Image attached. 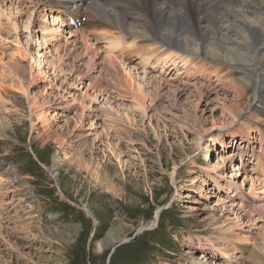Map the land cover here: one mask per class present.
I'll return each mask as SVG.
<instances>
[{
  "label": "rangeland",
  "instance_id": "1",
  "mask_svg": "<svg viewBox=\"0 0 264 264\" xmlns=\"http://www.w3.org/2000/svg\"><path fill=\"white\" fill-rule=\"evenodd\" d=\"M36 9L0 36V264H226L218 250L230 264H261L243 247L264 258V215L240 208L254 204L250 179L264 180L254 90L239 94L228 68L207 77L192 68L175 98L168 87L184 73L156 67L147 80L165 86H142V112L122 86L128 77L106 64V41L75 33L85 18ZM92 42L98 50L85 51ZM126 52L132 69L139 55ZM139 69L129 71L135 82L146 79Z\"/></svg>",
  "mask_w": 264,
  "mask_h": 264
},
{
  "label": "bare ground",
  "instance_id": "2",
  "mask_svg": "<svg viewBox=\"0 0 264 264\" xmlns=\"http://www.w3.org/2000/svg\"><path fill=\"white\" fill-rule=\"evenodd\" d=\"M106 4H109L110 7L106 8L104 6ZM36 7H38L36 13L39 8L44 7L46 9V7H49L57 11L58 15L65 11L66 16H70V19L74 18V21L75 19L80 20L81 17L85 18L84 23L75 30V33L81 35L85 43H89L90 38L97 42L100 41L99 39L106 41L108 56L112 55V57L104 56L106 64L115 73L118 67L122 69L125 76L128 77H126L125 82L121 81L124 84L122 86L129 90L131 96L137 98L142 112L145 110V95L142 94V86H149L150 83L151 87L154 88L153 92L156 94L160 92V88L163 89L164 80L160 79V75L158 77L156 75L152 80H147V76L152 74L151 72L156 67L160 70L159 74L168 70L169 67L175 68L176 71L179 69L178 74L184 73L182 80L185 81H178L175 86L168 87V91L175 98L189 84L187 80L190 79V76L186 72L193 71L192 68L196 69L197 72H202L199 73L201 76L198 74V77H207L211 73L218 74L228 68L227 74L231 73L233 75L232 80L235 81L237 92L247 93L252 88L257 105L258 103H260L259 106L264 105V67L261 61L264 54V15L257 16L258 12L263 11L262 13H264V0H0V36L1 32H8L6 27L12 29L13 33L16 32L17 19H14V16L20 15L23 10L25 12V10L31 8L32 11L29 13L31 19V13L34 12ZM250 17L253 21L249 20ZM2 19L6 20L5 23H2ZM55 21L61 26L64 23L63 16L56 17ZM101 27L104 28V31H99ZM53 28L51 27L48 30L54 33L59 26L55 27L56 29ZM105 28L109 31H106ZM137 28L141 30H137ZM89 36L91 37L89 38ZM136 38H139L138 41L141 42L142 40L147 42L151 40V42L138 44ZM125 40H128V42ZM134 40L135 43H133ZM98 48L95 46V42L84 46L85 51H96ZM125 50L135 51L139 55L140 61L138 60L136 64L132 62L131 68L137 70L139 69L137 65H140V69L143 68L141 73L146 79H141V82L133 81L129 72L132 69H130L128 63L121 60L122 56L128 53ZM118 51H120V54H118L121 56L119 58L115 54ZM256 54L258 56H255ZM90 59L93 58L89 57L88 64H91ZM125 64H127L126 67H129V70H126ZM151 64L154 67H150ZM253 64H255L257 72H255ZM94 66L87 67L91 69ZM181 70L184 71L181 72ZM176 71L175 74H177ZM54 72L56 73V71ZM89 72L88 74H90ZM170 79L172 82L175 81L173 78ZM119 80L117 79L118 83H120ZM181 87L183 90H181ZM197 91V95H201V92ZM249 104L250 102H246V108L249 107ZM101 107L102 111L110 109V105ZM260 116V114L255 115V121H264V118ZM1 122L3 121L1 120ZM240 135L244 140L245 134L241 133ZM64 147L61 150L62 154L66 155L67 151ZM243 152L240 151V153ZM260 153L261 156L253 155L258 161L259 167L263 170L264 152ZM64 158H67V156H64ZM78 158L81 159L79 156ZM244 158L243 155H240L239 160L244 162ZM96 169L91 170L90 175L95 176L96 181L101 182ZM250 180V187L252 188L250 191L255 192L252 196L254 204L240 205V208L245 210L244 207H247L248 214L264 215V204L255 200L258 197L256 190L260 191L259 193L264 192V180ZM255 181L259 182L258 187L253 186ZM59 191L66 193L60 186ZM67 193L70 194L71 192ZM258 250L253 246L246 245L243 247V251L247 252L250 258L262 264L264 258L261 254L262 251L259 250V252ZM218 251L227 261L226 264H230L231 261L226 260V257H229L227 251Z\"/></svg>",
  "mask_w": 264,
  "mask_h": 264
}]
</instances>
